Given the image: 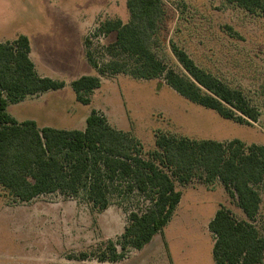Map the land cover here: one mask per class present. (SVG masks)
<instances>
[{"label":"rangeland","instance_id":"rangeland-1","mask_svg":"<svg viewBox=\"0 0 264 264\" xmlns=\"http://www.w3.org/2000/svg\"><path fill=\"white\" fill-rule=\"evenodd\" d=\"M109 1H3L0 40L5 43L27 36L38 73L66 84L35 99V110L11 105L7 110L10 115L29 120L37 110L42 116L40 126L84 130L87 117L96 110L110 126L138 139L146 153L156 150L159 133L264 145V16L226 0H162L167 14L153 51L181 72L173 52L176 46L202 69L241 89L261 113L256 123L242 124L184 99L163 78L147 81L123 74L100 76L86 57L80 20L97 12L88 19L94 24L86 38L94 59L104 66L109 58L103 48L113 36L95 37L93 33L105 21L127 23L130 19L127 0L111 1L107 8ZM82 76L101 79V87L89 96L90 104L78 102L71 87ZM177 189L183 193L181 204L164 231L144 249L129 250L117 263L68 258L90 253L104 242H116L124 233L129 213L148 205L141 198H114L101 212L84 197L51 194L18 203L0 192V264H215V237L208 226L216 212L224 206L236 219H248L219 181L213 186L198 181L177 183ZM260 192L261 209L253 223L264 235V184Z\"/></svg>","mask_w":264,"mask_h":264},{"label":"trees","instance_id":"trees-1","mask_svg":"<svg viewBox=\"0 0 264 264\" xmlns=\"http://www.w3.org/2000/svg\"><path fill=\"white\" fill-rule=\"evenodd\" d=\"M226 1L264 16V0ZM126 5L127 23L105 21L93 33L95 37L113 36L103 48L109 58L104 66L94 59L86 38V57L100 76L163 78L181 97L224 119L242 124L258 121L259 109L241 89L199 67L184 50L173 46L181 72L157 57L153 47L167 14L162 0H127ZM30 52V40L24 35L0 43V192L18 203L51 194L84 197L101 212L114 198L124 201L136 195L148 203L129 213L124 233L116 242H104L69 260L117 263L129 250L144 249L164 231L180 204L183 193L177 183L198 181L213 186L219 181L248 220L236 219L224 206L216 212L208 226L215 237V264H264V235L253 223L262 204L264 145L159 133L156 150L146 153L138 139L110 126L96 110L87 117L84 130L19 123L7 112L10 105L66 86L63 81L40 77ZM71 87L78 102L90 104L89 96L101 87V79L82 76Z\"/></svg>","mask_w":264,"mask_h":264},{"label":"crops","instance_id":"crops-1","mask_svg":"<svg viewBox=\"0 0 264 264\" xmlns=\"http://www.w3.org/2000/svg\"><path fill=\"white\" fill-rule=\"evenodd\" d=\"M3 1H5V0H0V14H1V12H2V9H3ZM20 2H21V0H19ZM28 2H30V0H27ZM63 1H65V0H63ZM66 1H68V0H66ZM111 1H114V0H110L109 2H108V4L105 6V7H107L108 8V6L111 4ZM127 3V2H126ZM3 14V13H2ZM1 14V15H2ZM96 14H97V12H95V14H90V15H84V17L82 16L81 17V19L82 20H80V24H81V26H82V35H83V41H85V39H86V34L88 33V31L92 28V26H93V24H94V21L93 20H88V19H91V18H93L94 16H96ZM0 15V16H1ZM81 15H83V14H81ZM1 30V29H0ZM20 36H22V35H20ZM25 36V35H24ZM17 38H18V36H17ZM17 38H15V39H13V40H11V41H8V42H12V41H14V40H16ZM0 43H4V42H2L1 40H0ZM6 43V42H5ZM30 46H31V43H30ZM84 47H85V45H84ZM33 53H32V47H31V52H30V59H31V61L34 63V65H35V68H36V72L38 73L39 72V70H38V67H37V64L33 61V59H32V55ZM85 54H86V51H85ZM38 75L40 76V77H42L39 73H38ZM42 95L43 94H40V95H37V96H28L24 101H22V102H20V103H18V104H14V106H18V107H21V108H28V109H32V110H35L34 108H36L35 107V99H39V98H41L42 97ZM11 106V105H10ZM9 106V107H10ZM8 107V108H9ZM8 110V109H7ZM12 116V115H11ZM13 117V116H12ZM14 118V117H13ZM30 118H32V119H29V120H17L16 118H14L15 120H17L19 123H22V122H25V121H34V122H36L37 123V125H38V127H40V128H44L45 126H40L39 125V122L41 121V119H42V116L40 115V112H38L37 110H36V113H33L32 114V116L30 117ZM46 127H49V126H46ZM54 128V127H53ZM183 196V195H182ZM182 200V199H181ZM180 204H181V202H180ZM179 204V205H180ZM155 238V237H154ZM153 241V240H152ZM149 245V244H148Z\"/></svg>","mask_w":264,"mask_h":264}]
</instances>
